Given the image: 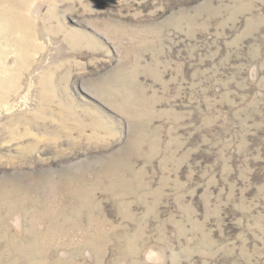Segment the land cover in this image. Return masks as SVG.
<instances>
[{
  "label": "rangeland",
  "instance_id": "obj_1",
  "mask_svg": "<svg viewBox=\"0 0 264 264\" xmlns=\"http://www.w3.org/2000/svg\"><path fill=\"white\" fill-rule=\"evenodd\" d=\"M15 9L0 264H264V0Z\"/></svg>",
  "mask_w": 264,
  "mask_h": 264
},
{
  "label": "bare ground",
  "instance_id": "obj_2",
  "mask_svg": "<svg viewBox=\"0 0 264 264\" xmlns=\"http://www.w3.org/2000/svg\"><path fill=\"white\" fill-rule=\"evenodd\" d=\"M10 10L12 11L13 9L10 8ZM15 11L17 12V10L15 9L13 11V14L12 13H9V15H8L9 18H8V21L7 22H5L4 24H0V84H1L2 79L4 77L3 75L5 73H7L8 72V69H9L8 68L9 66H7V65L4 64V61H5L6 55L10 53V51H8L7 53H5L3 51L4 50L3 49V46H4V43H5L4 37H6V36H2V33L4 31L9 32L10 30H12V28L15 29L16 27L19 30V32H21L22 35L25 32L27 33V27L22 22L19 21V23H18V20H15L14 19V17L17 15V13ZM3 20H4V14L0 15V22L3 21ZM24 29H25V31H24ZM7 37H8V40L6 41V45L8 47H10V45H11V38L12 37H10V36H7ZM21 41H22V39L16 38V39H14L13 43H14V45L15 44L18 45V43L21 42Z\"/></svg>",
  "mask_w": 264,
  "mask_h": 264
},
{
  "label": "clouds",
  "instance_id": "obj_3",
  "mask_svg": "<svg viewBox=\"0 0 264 264\" xmlns=\"http://www.w3.org/2000/svg\"><path fill=\"white\" fill-rule=\"evenodd\" d=\"M153 255L155 254V253H152Z\"/></svg>",
  "mask_w": 264,
  "mask_h": 264
}]
</instances>
